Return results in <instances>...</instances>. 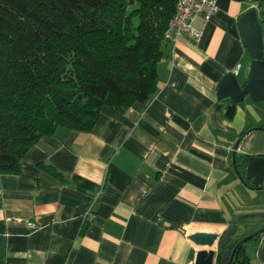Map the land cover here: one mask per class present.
Returning a JSON list of instances; mask_svg holds the SVG:
<instances>
[{
    "label": "crops",
    "instance_id": "crops-1",
    "mask_svg": "<svg viewBox=\"0 0 264 264\" xmlns=\"http://www.w3.org/2000/svg\"><path fill=\"white\" fill-rule=\"evenodd\" d=\"M216 3L196 16L199 41L164 44L149 101L104 106L90 132L60 126L20 173L0 172V264H195L206 247L190 234L234 226L237 240L264 227V183L247 185L233 163L247 129L237 155H264V101L247 96L228 117L231 101L218 96L227 73L248 78L239 21L252 4ZM247 252L264 264V234Z\"/></svg>",
    "mask_w": 264,
    "mask_h": 264
},
{
    "label": "trees",
    "instance_id": "trees-1",
    "mask_svg": "<svg viewBox=\"0 0 264 264\" xmlns=\"http://www.w3.org/2000/svg\"><path fill=\"white\" fill-rule=\"evenodd\" d=\"M178 1L0 0V172L20 173L31 147L60 126L90 132L104 106L125 113L149 101ZM250 156L237 155L235 169L252 187ZM263 234H249L233 264H254L247 245Z\"/></svg>",
    "mask_w": 264,
    "mask_h": 264
},
{
    "label": "water",
    "instance_id": "water-1",
    "mask_svg": "<svg viewBox=\"0 0 264 264\" xmlns=\"http://www.w3.org/2000/svg\"><path fill=\"white\" fill-rule=\"evenodd\" d=\"M262 14L263 16H261V13L256 7H250L239 21L243 43L250 52L253 60L248 78L244 83L240 81L235 72L227 73L220 81L218 96L220 98H228L231 101L227 110L228 117L234 116L238 104L242 103L247 96L253 102L264 101V8ZM241 140L235 146L233 157L235 167L237 166V149ZM236 171L244 180V175L239 170ZM245 177L252 180L255 188L262 187L264 183V155L250 156ZM236 231L237 228L231 226L223 232L217 230H200L190 234L189 237L198 245L217 246L216 248H204L200 250L197 254L195 264H233L240 246L250 239V235H246L234 247H230Z\"/></svg>",
    "mask_w": 264,
    "mask_h": 264
},
{
    "label": "built area",
    "instance_id": "built-area-1",
    "mask_svg": "<svg viewBox=\"0 0 264 264\" xmlns=\"http://www.w3.org/2000/svg\"><path fill=\"white\" fill-rule=\"evenodd\" d=\"M205 6L209 7L206 18H209L218 8L216 0H179L177 12L170 21L169 28L166 31L165 36L168 42H176L184 34H189L199 41L202 37L203 29L196 26L195 19ZM251 7H256L261 16H263L258 6L252 4Z\"/></svg>",
    "mask_w": 264,
    "mask_h": 264
},
{
    "label": "flooded vegetation",
    "instance_id": "flooded-vegetation-1",
    "mask_svg": "<svg viewBox=\"0 0 264 264\" xmlns=\"http://www.w3.org/2000/svg\"><path fill=\"white\" fill-rule=\"evenodd\" d=\"M247 2L250 4H254V5L258 6V8L261 9V11L263 12V8H264V1L263 0H260V1L247 0ZM233 241H235V240H233Z\"/></svg>",
    "mask_w": 264,
    "mask_h": 264
},
{
    "label": "bare ground",
    "instance_id": "bare-ground-1",
    "mask_svg": "<svg viewBox=\"0 0 264 264\" xmlns=\"http://www.w3.org/2000/svg\"><path fill=\"white\" fill-rule=\"evenodd\" d=\"M237 144V143H236ZM204 247H206L207 249H210V248H216V246H208V245H205Z\"/></svg>",
    "mask_w": 264,
    "mask_h": 264
}]
</instances>
